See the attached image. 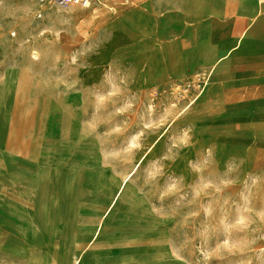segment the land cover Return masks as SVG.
Segmentation results:
<instances>
[{"label": "rangeland", "instance_id": "374dc122", "mask_svg": "<svg viewBox=\"0 0 264 264\" xmlns=\"http://www.w3.org/2000/svg\"><path fill=\"white\" fill-rule=\"evenodd\" d=\"M165 3L0 0V264H264V89L156 83Z\"/></svg>", "mask_w": 264, "mask_h": 264}, {"label": "crops", "instance_id": "0c3cea01", "mask_svg": "<svg viewBox=\"0 0 264 264\" xmlns=\"http://www.w3.org/2000/svg\"><path fill=\"white\" fill-rule=\"evenodd\" d=\"M164 1V6L171 8L164 15L156 18L148 12L141 14L151 25V32L137 28L134 33L142 40L178 39L186 53H181L182 62L168 69L162 50H154L152 55L148 52L154 62L161 56L163 67H156L155 82L172 77L173 72L184 75L211 69L217 62L212 83L242 89V100L233 102L251 103V89H264V4L258 0ZM186 2L196 7L195 12L189 13ZM207 33L214 43L206 42L203 50L189 48L191 39H206ZM23 143L21 138L20 147Z\"/></svg>", "mask_w": 264, "mask_h": 264}, {"label": "built area", "instance_id": "2783aa9c", "mask_svg": "<svg viewBox=\"0 0 264 264\" xmlns=\"http://www.w3.org/2000/svg\"><path fill=\"white\" fill-rule=\"evenodd\" d=\"M259 3L264 4V0H258ZM108 0H45L49 9L58 8L64 10L70 9H89L95 4L105 5Z\"/></svg>", "mask_w": 264, "mask_h": 264}, {"label": "bare ground", "instance_id": "6f19581e", "mask_svg": "<svg viewBox=\"0 0 264 264\" xmlns=\"http://www.w3.org/2000/svg\"><path fill=\"white\" fill-rule=\"evenodd\" d=\"M136 15H137V9L135 10H132L131 11V13H130V15L127 17L128 19H130V21H133L135 18H136ZM239 44V43H238ZM241 46V45H240ZM229 53V52H228ZM222 58V57H221ZM33 59L34 60H36V55L35 54H33ZM216 64H217V62L216 63H214L213 65H212V67H211V73H213V70H214V68H215V66H216ZM210 73V74H211ZM126 179V178H125ZM120 190H121V188H119L118 189V193H120ZM112 207V206H111ZM113 207H114V204H113ZM159 212L160 211H158L157 213L159 214ZM148 223V222H147ZM146 223V224H147ZM158 223V222H157ZM155 224V223H154ZM161 224V223H160ZM92 243V242H91ZM91 243H89L90 244V246H89V244L88 245H86V247L84 248V250L79 254V256H78V258H77V260H76V263H80L82 260H83V258H84V255H85V253H86V251H85V249L87 248V246H88V249L90 248V247H92V244ZM164 248V247H163ZM157 249H160V248H157ZM165 250V249H164ZM163 250V251H164ZM103 253V252H102Z\"/></svg>", "mask_w": 264, "mask_h": 264}]
</instances>
